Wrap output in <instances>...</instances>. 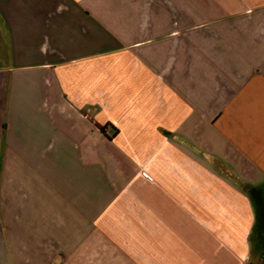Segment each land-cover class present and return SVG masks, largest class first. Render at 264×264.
Listing matches in <instances>:
<instances>
[{
  "label": "crops",
  "instance_id": "0c3cea01",
  "mask_svg": "<svg viewBox=\"0 0 264 264\" xmlns=\"http://www.w3.org/2000/svg\"><path fill=\"white\" fill-rule=\"evenodd\" d=\"M0 264H264V0H0Z\"/></svg>",
  "mask_w": 264,
  "mask_h": 264
}]
</instances>
